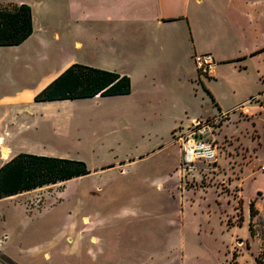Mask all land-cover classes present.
I'll use <instances>...</instances> for the list:
<instances>
[{
	"label": "rangeland",
	"instance_id": "rangeland-1",
	"mask_svg": "<svg viewBox=\"0 0 264 264\" xmlns=\"http://www.w3.org/2000/svg\"><path fill=\"white\" fill-rule=\"evenodd\" d=\"M15 51L0 47V56ZM30 77L0 66L6 142L14 151L79 159L89 173L0 196V264H90L92 252L119 264H264V111L227 120L201 96L190 99L188 115L207 120L196 137L213 140L217 155L185 168L178 133L187 119L169 134L166 122L117 118L110 99L36 104ZM157 146L149 157L122 156ZM7 156L0 151V166ZM95 213L112 227L88 232L83 217Z\"/></svg>",
	"mask_w": 264,
	"mask_h": 264
},
{
	"label": "crops",
	"instance_id": "crops-1",
	"mask_svg": "<svg viewBox=\"0 0 264 264\" xmlns=\"http://www.w3.org/2000/svg\"><path fill=\"white\" fill-rule=\"evenodd\" d=\"M22 3L31 9L32 32L19 44L0 45L16 50L7 58L0 56V66L31 74V98L69 65L81 63L128 76L131 91L75 100L110 99L117 118L166 122L169 134L184 119L190 124L200 119V113L188 115L187 110L197 95L214 107L215 116L227 120L235 112L250 120V108L264 111V0H0V5ZM201 52L215 60L207 76L193 63V54ZM2 130L5 148L0 151L8 152L4 163L20 152L6 142L7 130ZM158 147L122 156L149 157L161 151ZM162 178L152 183H162ZM129 210L125 214L134 216ZM83 221L90 233L112 227L99 213L85 215ZM92 238L101 244L100 236L90 234L88 241ZM91 255L90 264L120 262L114 255L101 261ZM138 261L132 258L129 264H146Z\"/></svg>",
	"mask_w": 264,
	"mask_h": 264
},
{
	"label": "trees",
	"instance_id": "trees-1",
	"mask_svg": "<svg viewBox=\"0 0 264 264\" xmlns=\"http://www.w3.org/2000/svg\"><path fill=\"white\" fill-rule=\"evenodd\" d=\"M32 32L27 4L0 5V45H16ZM128 76L81 63H73L34 96L35 101L75 99L95 95L127 94ZM89 173L86 164L73 158L20 152L0 166V196L45 184H54ZM253 214L252 205L250 215Z\"/></svg>",
	"mask_w": 264,
	"mask_h": 264
},
{
	"label": "built area",
	"instance_id": "built-area-1",
	"mask_svg": "<svg viewBox=\"0 0 264 264\" xmlns=\"http://www.w3.org/2000/svg\"><path fill=\"white\" fill-rule=\"evenodd\" d=\"M193 63L197 72L202 76L210 75L214 70L215 60L211 53L201 52L193 54ZM220 118V117H219ZM207 120L194 119L191 124L178 133L181 146V162L187 167H191L196 160L213 162L216 159V143L203 138L196 137L205 127ZM207 126V125H206ZM264 171V166L261 168ZM6 235L0 238V245L5 242Z\"/></svg>",
	"mask_w": 264,
	"mask_h": 264
},
{
	"label": "bare ground",
	"instance_id": "bare-ground-1",
	"mask_svg": "<svg viewBox=\"0 0 264 264\" xmlns=\"http://www.w3.org/2000/svg\"><path fill=\"white\" fill-rule=\"evenodd\" d=\"M1 141H2V138H0V144H1ZM84 221L87 222V220H85V218H84ZM92 242H95V238H92Z\"/></svg>",
	"mask_w": 264,
	"mask_h": 264
}]
</instances>
